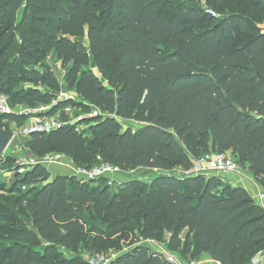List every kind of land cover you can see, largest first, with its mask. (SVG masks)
<instances>
[{
	"label": "trees",
	"instance_id": "1",
	"mask_svg": "<svg viewBox=\"0 0 264 264\" xmlns=\"http://www.w3.org/2000/svg\"><path fill=\"white\" fill-rule=\"evenodd\" d=\"M244 1L246 9L231 11V1L208 0L219 17L204 12L198 0L1 1L0 40L15 29L21 13L17 28L30 36L22 42L33 49L19 51L18 64L0 66V96L29 109L51 106L49 115L69 103L89 111V103L110 116L133 111L147 116L135 132L120 130L112 118L93 127L92 147L100 158L93 164L86 165L87 132L69 122L51 134H34L31 152L64 154L84 167L103 161L123 171L163 173L142 197L136 183L111 192L76 176L52 179L43 164L24 173L18 169L8 192L20 194L12 205L28 212L31 226L13 228L6 244L2 234L14 217L0 209V264H55L58 248L74 251L89 234L81 210L108 222L113 234L142 219L144 239L161 241L169 233L167 247L184 258L203 253L222 264H248L264 251V209L244 188L216 176L168 174L177 167L189 169L206 154L201 151L211 148L232 151L239 163L260 174L262 179L255 178L264 187V33L257 27L264 22V0ZM237 34L248 36L228 46ZM11 39L9 49L18 45ZM51 53L60 57L65 83L82 102H58L40 89L59 88L43 61ZM17 68L22 70L18 77ZM28 83L33 86L20 88ZM24 120L0 114V127ZM10 162L0 155V163ZM94 252L91 256L104 253ZM110 264L172 263L137 246Z\"/></svg>",
	"mask_w": 264,
	"mask_h": 264
},
{
	"label": "rangeland",
	"instance_id": "2",
	"mask_svg": "<svg viewBox=\"0 0 264 264\" xmlns=\"http://www.w3.org/2000/svg\"><path fill=\"white\" fill-rule=\"evenodd\" d=\"M2 0H0L1 3ZM102 3L106 0H97ZM226 2L231 1L233 6L231 11L239 10L240 6H243L244 9L247 8V2L244 0H224ZM254 1V0H252ZM198 5L204 12L209 10L213 11L215 15L218 17L221 16V12L219 10H215L212 5L208 3V0H198ZM180 4L182 1L179 2ZM102 6L101 8H103ZM21 20V13L18 14L17 18L14 21L15 29L9 33L6 38L0 40V53H2L3 49H6L5 55L1 56L0 66L7 63V65L18 64L17 61L19 59V51L23 49H33L32 46H28L26 43H23V39H30V36L21 32L18 27V22ZM260 25L258 24V28L260 29ZM0 29H3V26L0 23ZM261 30V29H260ZM1 35V34H0ZM248 35L237 34L228 46L236 47L240 44L241 40ZM11 38H15L18 45L14 46L12 49H9V40ZM12 40V39H11ZM8 49V50H7ZM45 64L51 69L52 73L55 76L56 81L59 84L58 89H54L51 86H40L42 91H48L52 93L55 97V101L67 102V101H76L82 102L77 92L73 89H70L65 83V75L66 70L63 68L60 57L51 53L49 56L43 59ZM93 72L97 75L98 71L95 68H92ZM21 68H17L15 70L14 75L18 77L21 72ZM10 73L8 72V75ZM32 84H22L20 86L21 89H26L32 87ZM89 111L83 110L74 106L73 103H69L64 109H60L56 115H49V111H51L52 107L47 105H39L36 109H29L26 105H22L12 101L11 97L6 95L0 96V114L4 113H13L19 116H24L25 120L22 124H18L17 122L5 121L3 123V128H11L16 133V137L8 147L7 151L2 155L3 159H11L10 163H0V209L6 210L8 213H11L14 217V220L6 223L5 230L3 231V239L6 244H8L12 239L10 237L11 230L15 227H21L22 225L31 226V221L29 218V214L27 211L22 210L21 208L17 210L12 203L20 196V194H16L11 196V193L8 191L11 190L13 185L15 184L16 172L19 169L20 173H24L26 169H30L32 166V162H36L43 164L47 167L52 174V176L56 173H64L61 170V165L63 167H84L79 166L73 158L68 157L64 154L58 153H49L44 157L35 156L30 148L29 143L31 141V137H25L21 134V127L25 125L30 117L33 116H42L47 118L55 119L60 123H70L77 126L78 131L87 132L86 137L88 139V148L90 154V160L88 164H93L95 160L98 158V149L92 147V140L94 139V134L92 131L93 127H96L99 123L106 120L107 118H112L118 124V127L122 131L131 130L133 132L143 128L147 121L146 115H139L137 112L133 111L127 116L118 117V116H110L103 112L101 109L96 108L89 103ZM49 107V110L43 111L42 108ZM31 111L30 114L26 115L28 111ZM67 117V120L65 119ZM213 149L209 148L207 150L201 151L200 154L207 153L212 151ZM191 155V153H189ZM238 163L240 162L239 158H236ZM70 162V163H69ZM78 166H77V165ZM242 170H247L254 178L255 175L257 178L262 179L260 174L256 170H251L249 165L239 163ZM85 165V167H87ZM59 169V170H58ZM64 169V168H62ZM184 169L181 167L175 168L168 174L174 176L176 178L181 177V173ZM122 175H118L117 181L115 184L110 187L111 192H118L121 188L126 187L130 183H136L138 193L142 194L144 197L149 189L150 185L156 179L157 176L162 175L163 172L159 170H151L146 168H139L135 171H124ZM216 175L209 174L208 177H213ZM217 177V176H216ZM219 178V177H218ZM221 179V178H220ZM256 179V178H255ZM223 183H228V181H223ZM91 187H105V182L100 181L98 184L90 183ZM22 191L25 192L24 186H22ZM83 218V227L88 231V236L82 240L81 242L76 243V247L74 251L68 249L58 248V251L55 253L56 263L60 264L63 259H68L74 262V264H87L90 259V255L94 252L100 250V252H104L106 258L111 259V262L116 258L124 255L125 253L131 251L133 248L137 246L146 247L148 244H153L155 242H160L161 244L166 245L167 248V240L169 239V233H166L161 241L156 240H146L141 235V228L143 225L142 219H133L132 224L121 229L120 232L113 234L112 231H109V223L105 221H100L94 216L90 215L87 211L81 210L78 212ZM185 235V231L183 232ZM182 234V235H183ZM107 247V249H105ZM169 249V248H168ZM206 256L203 253H199L195 258H184L179 253H175V259L177 262L182 264H197L201 263L202 259ZM110 262V263H111ZM37 264H41L39 261H36Z\"/></svg>",
	"mask_w": 264,
	"mask_h": 264
},
{
	"label": "built area",
	"instance_id": "3",
	"mask_svg": "<svg viewBox=\"0 0 264 264\" xmlns=\"http://www.w3.org/2000/svg\"><path fill=\"white\" fill-rule=\"evenodd\" d=\"M210 14L215 15L211 10L207 11ZM260 29L264 33V22L260 25ZM43 111L49 110V107L42 108ZM31 111L29 110L28 114ZM64 123L57 122L55 119L33 116L30 117L25 125L21 127V134L25 137H32L34 134L42 133L45 135L51 134L53 131L60 129ZM237 156L232 151L225 152H215L211 151L205 155L194 159L192 166L189 169H184L181 173L180 178H188L194 176H205L208 177L209 174L216 175L223 179V181L228 180L229 175H239L241 176L243 170L237 161ZM70 163V162H69ZM36 162H32V166L36 165ZM41 164V163H38ZM125 173L119 166H116L107 162H99L92 167H75V176L85 182L98 184L100 181L105 182L107 186L112 187L117 181L118 175ZM24 189L26 187L24 186ZM256 202L264 209V189L258 187L256 191ZM160 254L172 264H182L177 262L175 259V254L165 248H162ZM111 259L106 258L105 253L98 255H90L88 264H110ZM258 261L255 259L254 264Z\"/></svg>",
	"mask_w": 264,
	"mask_h": 264
},
{
	"label": "crops",
	"instance_id": "4",
	"mask_svg": "<svg viewBox=\"0 0 264 264\" xmlns=\"http://www.w3.org/2000/svg\"><path fill=\"white\" fill-rule=\"evenodd\" d=\"M59 168H61V170H59V169L58 170L60 172L63 170L64 173H56L52 176V179L59 176V175L75 176V174H74L75 173V167L73 168V166L72 167L68 166V168H65V167H63V164H62L61 167H59ZM62 168H64V169H62ZM227 181L229 184H231L234 187L244 188L252 196V198L254 200L256 199L257 188L260 187V188L264 189V187L247 170H244L241 176L229 175ZM146 246L152 252H157V253H160L162 248L169 250L168 247L166 248V245L161 244L160 242H155L153 244H148ZM169 251H171V250H169ZM174 254H175V252H174ZM205 255L206 256H204L201 263H198V264H222V263H220L219 260H217L216 258H213L211 255H209V254H205ZM255 259L258 261L257 264H264V251L258 253L251 260V262H249L248 264H254Z\"/></svg>",
	"mask_w": 264,
	"mask_h": 264
},
{
	"label": "water",
	"instance_id": "5",
	"mask_svg": "<svg viewBox=\"0 0 264 264\" xmlns=\"http://www.w3.org/2000/svg\"><path fill=\"white\" fill-rule=\"evenodd\" d=\"M15 137L16 133L11 128L0 127V155L7 151Z\"/></svg>",
	"mask_w": 264,
	"mask_h": 264
}]
</instances>
